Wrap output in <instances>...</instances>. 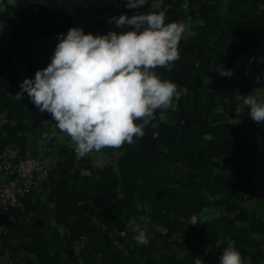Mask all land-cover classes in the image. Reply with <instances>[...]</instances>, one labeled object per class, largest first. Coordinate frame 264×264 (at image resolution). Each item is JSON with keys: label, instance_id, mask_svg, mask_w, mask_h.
<instances>
[{"label": "trees", "instance_id": "1", "mask_svg": "<svg viewBox=\"0 0 264 264\" xmlns=\"http://www.w3.org/2000/svg\"><path fill=\"white\" fill-rule=\"evenodd\" d=\"M168 22L186 24L180 59L162 79L179 85L175 109L143 137L77 158L49 113L20 92L49 63L58 33L119 31L110 17L146 12L122 0H16L0 12V157L32 158L46 176L8 208L0 264H219L228 240L264 264V135L252 141L243 99L264 54V0H164ZM163 7V6H162ZM130 30V29H128ZM231 70V77L219 71ZM264 77V75H261ZM5 181L0 174V184ZM209 217L191 225V217ZM147 220V245L127 226Z\"/></svg>", "mask_w": 264, "mask_h": 264}, {"label": "clouds", "instance_id": "2", "mask_svg": "<svg viewBox=\"0 0 264 264\" xmlns=\"http://www.w3.org/2000/svg\"><path fill=\"white\" fill-rule=\"evenodd\" d=\"M129 10L147 5L146 12L120 14L108 19L119 31L93 35L83 29L70 28L58 33L49 63L25 78L14 97L27 94L41 112H47L59 130L75 144L77 158L105 147H120L133 137H143L145 128L161 112L175 109L179 85L157 74L159 68L171 70L180 59V42L186 38L183 22H168L164 0H122ZM15 6L16 0H7ZM163 6V7H162ZM6 11L0 0V12ZM130 29V30H128ZM264 60V58H261ZM231 77V70L219 71ZM248 106L255 122H264V96L237 95ZM207 210L191 217L197 225L208 219ZM147 220L143 226L135 218L128 227L138 245H147ZM197 264H203L198 258ZM219 264H251L242 258L234 241L228 240Z\"/></svg>", "mask_w": 264, "mask_h": 264}, {"label": "built area", "instance_id": "3", "mask_svg": "<svg viewBox=\"0 0 264 264\" xmlns=\"http://www.w3.org/2000/svg\"><path fill=\"white\" fill-rule=\"evenodd\" d=\"M46 173L45 166L35 159L27 158L14 163L9 153H3L0 157V174L5 181L0 184V212L20 207V198Z\"/></svg>", "mask_w": 264, "mask_h": 264}, {"label": "rangeland", "instance_id": "4", "mask_svg": "<svg viewBox=\"0 0 264 264\" xmlns=\"http://www.w3.org/2000/svg\"><path fill=\"white\" fill-rule=\"evenodd\" d=\"M217 5H220V0ZM261 58H264V54H257L253 57L251 61L252 70L247 72V78L250 80L249 86L253 87L252 91L249 92L251 95L264 96V77H261V75H264V60ZM24 79V77H20L19 83ZM246 110L248 111V106H246ZM251 125H253V128L249 134V138L252 141L261 143V137L264 135V122H255L251 119Z\"/></svg>", "mask_w": 264, "mask_h": 264}, {"label": "water", "instance_id": "5", "mask_svg": "<svg viewBox=\"0 0 264 264\" xmlns=\"http://www.w3.org/2000/svg\"><path fill=\"white\" fill-rule=\"evenodd\" d=\"M7 215L0 214V224L5 223L7 221Z\"/></svg>", "mask_w": 264, "mask_h": 264}]
</instances>
